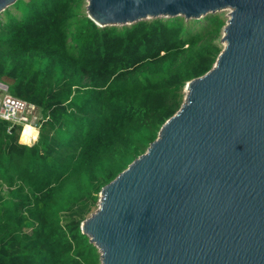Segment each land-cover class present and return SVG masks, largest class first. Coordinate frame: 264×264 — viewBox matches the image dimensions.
I'll return each mask as SVG.
<instances>
[{
  "label": "trees",
  "instance_id": "trees-1",
  "mask_svg": "<svg viewBox=\"0 0 264 264\" xmlns=\"http://www.w3.org/2000/svg\"><path fill=\"white\" fill-rule=\"evenodd\" d=\"M82 1L17 0L22 16L0 14V83L44 120L31 145L0 120V264H100L81 223L222 49L216 15L197 31L182 17L100 28ZM25 129L23 143L36 138Z\"/></svg>",
  "mask_w": 264,
  "mask_h": 264
},
{
  "label": "water",
  "instance_id": "water-1",
  "mask_svg": "<svg viewBox=\"0 0 264 264\" xmlns=\"http://www.w3.org/2000/svg\"><path fill=\"white\" fill-rule=\"evenodd\" d=\"M224 10L212 68L80 225L100 264H264V0H86L100 28Z\"/></svg>",
  "mask_w": 264,
  "mask_h": 264
},
{
  "label": "built area",
  "instance_id": "built-area-1",
  "mask_svg": "<svg viewBox=\"0 0 264 264\" xmlns=\"http://www.w3.org/2000/svg\"><path fill=\"white\" fill-rule=\"evenodd\" d=\"M0 120L21 126V133L25 127L36 131V138L28 136L26 145L33 144L38 136L40 124L44 121L38 113L37 108L30 103L14 98L7 93V89L0 86ZM19 135V138H20Z\"/></svg>",
  "mask_w": 264,
  "mask_h": 264
},
{
  "label": "rangeland",
  "instance_id": "rangeland-1",
  "mask_svg": "<svg viewBox=\"0 0 264 264\" xmlns=\"http://www.w3.org/2000/svg\"><path fill=\"white\" fill-rule=\"evenodd\" d=\"M9 10H10V12H11L12 14H19L20 16L23 15L22 11H16V10H15L13 7H11V6L9 7ZM17 12H18V13H17ZM81 13L86 15V0H83V1H82ZM211 15H216V16H218L219 18H222V19L226 22V20H227V15H228V10H224V11L216 12V13H214V14H208V16H211ZM206 16H207V15H206ZM208 16H207V17L204 16V17H205V18H208ZM204 17L199 18V19H194V20H200V21L191 24V29H192L193 31H197V30L203 28L205 25H207V22H205V20H203V19H205ZM190 21H191V20L186 21L187 24H188V26H189V22H190ZM193 33H194V32H193ZM219 43H220V41H219ZM220 46L222 47V44H221V43H220ZM2 93H3V92L0 91V95H1ZM25 130H26V129H24V131H23V132L21 133V135H20V138H19V142H20V143H23V142L25 141V139H26V132H25Z\"/></svg>",
  "mask_w": 264,
  "mask_h": 264
},
{
  "label": "bare ground",
  "instance_id": "bare-ground-1",
  "mask_svg": "<svg viewBox=\"0 0 264 264\" xmlns=\"http://www.w3.org/2000/svg\"><path fill=\"white\" fill-rule=\"evenodd\" d=\"M28 136H31L30 133H28Z\"/></svg>",
  "mask_w": 264,
  "mask_h": 264
}]
</instances>
